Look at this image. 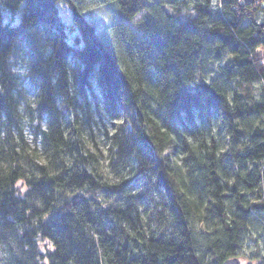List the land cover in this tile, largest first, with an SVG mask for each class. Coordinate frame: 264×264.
Masks as SVG:
<instances>
[{
  "label": "trees",
  "instance_id": "trees-1",
  "mask_svg": "<svg viewBox=\"0 0 264 264\" xmlns=\"http://www.w3.org/2000/svg\"><path fill=\"white\" fill-rule=\"evenodd\" d=\"M75 1L0 0V264L264 247V0Z\"/></svg>",
  "mask_w": 264,
  "mask_h": 264
},
{
  "label": "rangeland",
  "instance_id": "rangeland-1",
  "mask_svg": "<svg viewBox=\"0 0 264 264\" xmlns=\"http://www.w3.org/2000/svg\"><path fill=\"white\" fill-rule=\"evenodd\" d=\"M80 1L84 2V0H76L75 2L78 3ZM90 1L91 0H85V2L87 4ZM85 15H86L87 19L95 21L98 24V26H102L105 22H108L110 20V18H112V16L114 15V11L107 6H103L100 8H92L91 7L88 11H85ZM132 27H133V25H132ZM133 30L136 31L134 29V27H133ZM258 246H260V254L264 253V247H263V244H261V243L256 244L255 242H250L246 245V250L244 253L245 257H243L242 259L240 258L243 264H247L248 263L247 260H249V258L254 256V252ZM258 255H259V252H258Z\"/></svg>",
  "mask_w": 264,
  "mask_h": 264
},
{
  "label": "water",
  "instance_id": "water-1",
  "mask_svg": "<svg viewBox=\"0 0 264 264\" xmlns=\"http://www.w3.org/2000/svg\"><path fill=\"white\" fill-rule=\"evenodd\" d=\"M223 264H242L239 259L233 258L231 260H226Z\"/></svg>",
  "mask_w": 264,
  "mask_h": 264
},
{
  "label": "bare ground",
  "instance_id": "bare-ground-1",
  "mask_svg": "<svg viewBox=\"0 0 264 264\" xmlns=\"http://www.w3.org/2000/svg\"><path fill=\"white\" fill-rule=\"evenodd\" d=\"M233 258H237V257H231V258H228L227 260H231V259H233ZM237 259H239V258H237ZM240 260V259H239ZM240 262L242 263V261L240 260ZM243 264V263H242Z\"/></svg>",
  "mask_w": 264,
  "mask_h": 264
}]
</instances>
